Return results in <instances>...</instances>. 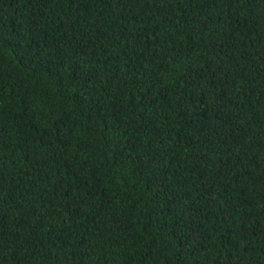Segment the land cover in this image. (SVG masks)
<instances>
[{
	"label": "trees",
	"instance_id": "trees-1",
	"mask_svg": "<svg viewBox=\"0 0 264 264\" xmlns=\"http://www.w3.org/2000/svg\"><path fill=\"white\" fill-rule=\"evenodd\" d=\"M0 264H264V0H0Z\"/></svg>",
	"mask_w": 264,
	"mask_h": 264
}]
</instances>
